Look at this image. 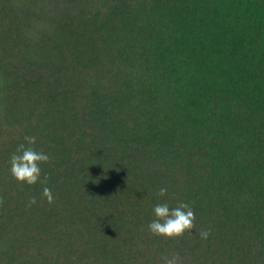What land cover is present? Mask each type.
Wrapping results in <instances>:
<instances>
[{
	"label": "trees",
	"instance_id": "obj_1",
	"mask_svg": "<svg viewBox=\"0 0 264 264\" xmlns=\"http://www.w3.org/2000/svg\"><path fill=\"white\" fill-rule=\"evenodd\" d=\"M0 196V264H264V0H0Z\"/></svg>",
	"mask_w": 264,
	"mask_h": 264
},
{
	"label": "clouds",
	"instance_id": "obj_2",
	"mask_svg": "<svg viewBox=\"0 0 264 264\" xmlns=\"http://www.w3.org/2000/svg\"><path fill=\"white\" fill-rule=\"evenodd\" d=\"M25 144H20L10 157V174L20 185L27 184L34 186L38 183L45 185L42 196L49 204L54 203L55 197L49 187H47V177L42 179V165L51 162V156L43 150H37L34 146L37 143L35 136H25ZM158 197H165L167 189L161 187L156 193ZM36 198L29 200V206L36 204ZM4 204V199L0 196V206ZM154 219L148 224V231L157 237L168 240H177L186 233L191 234L196 228V216L194 210L188 203L180 202L175 207H170L168 203H157L153 209ZM211 230H201L199 236L202 240H208ZM162 264H181V257L177 253L164 255L161 257Z\"/></svg>",
	"mask_w": 264,
	"mask_h": 264
}]
</instances>
